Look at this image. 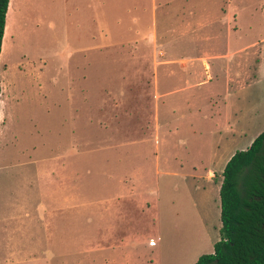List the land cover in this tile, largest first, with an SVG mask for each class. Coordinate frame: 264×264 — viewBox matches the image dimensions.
<instances>
[{
  "label": "rangeland",
  "instance_id": "1",
  "mask_svg": "<svg viewBox=\"0 0 264 264\" xmlns=\"http://www.w3.org/2000/svg\"><path fill=\"white\" fill-rule=\"evenodd\" d=\"M92 1L8 6L0 264H192L219 237L218 195L206 174L215 183L221 160L252 135L226 126L215 95L226 78L216 71L222 63L246 73L255 65L264 0H187L165 25L149 20L148 3L141 17L137 3ZM216 3L228 6L235 33L226 35L219 19L202 27ZM133 13L140 17L132 22ZM212 50L232 53L207 59L216 75L210 82L195 83L205 77L201 60L177 70L175 58ZM166 51L175 64L163 81L173 59ZM255 66L240 102L244 120L252 105L251 118L264 108V76Z\"/></svg>",
  "mask_w": 264,
  "mask_h": 264
},
{
  "label": "trees",
  "instance_id": "2",
  "mask_svg": "<svg viewBox=\"0 0 264 264\" xmlns=\"http://www.w3.org/2000/svg\"><path fill=\"white\" fill-rule=\"evenodd\" d=\"M7 1L0 0V45ZM218 198V240L192 264H264V130L225 162Z\"/></svg>",
  "mask_w": 264,
  "mask_h": 264
},
{
  "label": "crops",
  "instance_id": "3",
  "mask_svg": "<svg viewBox=\"0 0 264 264\" xmlns=\"http://www.w3.org/2000/svg\"><path fill=\"white\" fill-rule=\"evenodd\" d=\"M121 1V3H137L138 4V8L141 10L140 13H142L141 17L144 15L143 13L145 12V10H147V8L144 9L145 4L144 3H148V15H149V20L152 21L153 23H157V19L161 18L162 20L158 21L159 23H163L165 25V22L169 20V17L172 15V10H173V6H178L180 3H185L187 0H119ZM118 1V3H120ZM13 0H8L7 1V8H6V12H5V18H4V28H3V34H2V38L5 35V31H6V20L8 19V6L10 3H12ZM86 3H93L92 0H85ZM175 3V5L173 4ZM192 3H196V2H192ZM212 10L211 12H214L213 17H209L207 20L203 21L205 22L204 25L202 27H206L209 26L210 24H212L214 22V19H219L221 20V28L225 30L226 35H231L232 33H235V29L236 26L234 24V17L232 18V14L231 11L229 10L228 6H224V4H222L220 6V4H215L213 6H211ZM261 9L264 10V6L262 4ZM140 13H138V15H135L133 13L132 15V22L134 21V18L136 17L137 19L140 17ZM135 15V16H134ZM222 15V16H221ZM7 16V17H6ZM221 16V17H220ZM172 17V16H171ZM182 20V18H180ZM179 19V20H180ZM191 24V23H190ZM208 24V25H207ZM164 27V33L167 32V28L166 26ZM190 28H192L191 26H188L186 28V32H190ZM210 32L204 34L203 36L206 37V35H208ZM2 41V39H1ZM259 42L262 43V45L259 46L258 50L255 51L254 53V64L259 66V72L260 74L263 73L264 70V34L261 36ZM258 42V43H259ZM255 43V42H254ZM246 47V46H243ZM243 47L238 48L237 50L235 49L232 52L235 51H239L241 49H243ZM1 48V45H0ZM89 51H91V47H89ZM232 52H227L225 54H221L218 53L216 50H212V52L210 53H206L203 52L201 53L199 56L195 57V58H186V57H179V58H175L172 56V54H168L167 51L165 53L166 57H171L173 59L169 60V62H166L165 65L163 66V70H164V78L163 81L166 77L170 76L173 73L172 70V65H174L175 63H173V60L177 59L179 60L178 64H177V70L183 71V70H187L188 64L191 63V65H193V62L197 61L200 62L201 67H202V71L203 74L205 75L204 79H197L196 80V85H199L200 83L205 84L210 82L213 78L216 77V75L211 72V65L206 62L207 59L208 60H221L224 58H228ZM175 58V59H174ZM204 64V65H203ZM190 65V66H191ZM255 65H251L250 67L254 68L256 67ZM240 65L234 64L231 68L230 65L229 67L227 66V63L224 64H220L219 65V71H216V73H219V75H224L225 76V89L222 92V94L220 93H215V95H219L222 96V103L223 106L225 108L226 111V126L228 127L229 130H235L236 133H244V131H250L252 133V135L244 140V145L245 147L241 148V149H235V150H231L229 152L228 155H226L223 160H221L219 166H220V170L219 172L217 171V181L214 183L212 181V178L209 177L206 174V178L209 179V181L212 182L213 185H215V191L217 192L218 195V188H219V184L221 181V171L222 168L225 164V162L228 160V158L231 156V154L236 151V150H243L246 147H248V145L250 144V142L253 140V138L259 134L262 130H264V108H261V113L258 115L260 116L258 119L255 118H251V117H255L257 115V111L258 109L252 105L251 106V111H252V115L249 117L250 113L248 112L247 114V120H244V115H241V107H240V102L242 100L245 99V97L247 96V89L249 86H251L252 81H251V69L250 67L248 68V72L250 73H246V71H241L239 69H237ZM245 69V68H244ZM264 76V74H263ZM191 85L189 83H187V86ZM162 88L164 89V93H165V101H167V95L169 93V91L166 90V88L162 85ZM261 99V98H260ZM187 102V101H186ZM263 102H264V98H263ZM257 104L259 105V102H257ZM165 106V110L168 107L167 103L165 102L164 104ZM168 109V108H167ZM254 121H250L253 120ZM62 168V166H61ZM60 169V167H59ZM211 172V171H210ZM220 173V174H219ZM120 179L117 178V185H120L118 183ZM118 191V190H117ZM134 194H130V192L128 191L127 197H133ZM120 197V196H119ZM124 197V196H123ZM218 204V214H219V198L217 201ZM137 205H140V203H137ZM220 226V225H219ZM212 251V250H211Z\"/></svg>",
  "mask_w": 264,
  "mask_h": 264
}]
</instances>
